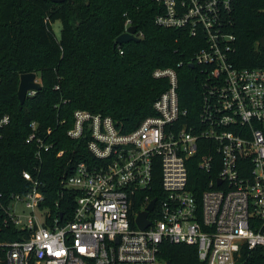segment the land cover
I'll list each match as a JSON object with an SVG mask.
<instances>
[{
	"label": "built area",
	"instance_id": "2783aa9c",
	"mask_svg": "<svg viewBox=\"0 0 264 264\" xmlns=\"http://www.w3.org/2000/svg\"><path fill=\"white\" fill-rule=\"evenodd\" d=\"M155 1L163 7L156 24L203 43L192 62L202 75L200 103L192 113L182 107L177 71L158 68L154 76L169 86L135 130L77 109L68 135L88 139L90 158L61 180L75 193L65 220L45 204L41 152L52 144L32 122L26 142L36 143L39 164L22 172L29 190L0 192V232L18 231L0 240L5 264H169L165 241L196 246L205 264H247L264 247V67L233 62V0ZM10 120L0 116V137ZM195 161L205 177L192 181ZM155 198L142 229L138 215Z\"/></svg>",
	"mask_w": 264,
	"mask_h": 264
},
{
	"label": "trees",
	"instance_id": "16d2710c",
	"mask_svg": "<svg viewBox=\"0 0 264 264\" xmlns=\"http://www.w3.org/2000/svg\"><path fill=\"white\" fill-rule=\"evenodd\" d=\"M162 12L155 0H0V116L11 118L0 137V192L29 190L22 172L39 164L36 143L26 142L31 123L36 122L39 136L52 144L41 152L45 204L54 216L63 212L64 220L69 219L75 193L63 191L61 180L90 158L88 139L68 135L75 123L74 112L101 113L111 116L124 132L135 130L155 114L154 101L169 86L168 79L154 76L158 68L177 71L181 106L194 111L200 103L202 75L197 64H190L203 43L188 30L156 24ZM232 17L234 64L264 67L260 43L264 0H233ZM128 19L138 27L141 40L122 44L121 53L115 40ZM57 21L61 22L60 37L54 30ZM26 72L40 73L43 87L21 104L20 76ZM61 151L63 155L58 156ZM192 166V181L205 177L197 161ZM17 234L12 226L3 228L0 240L17 238ZM161 255L173 264H205L197 247L185 243L165 241ZM0 264H5L3 248ZM247 264H264V247L250 251Z\"/></svg>",
	"mask_w": 264,
	"mask_h": 264
},
{
	"label": "water",
	"instance_id": "95a60500",
	"mask_svg": "<svg viewBox=\"0 0 264 264\" xmlns=\"http://www.w3.org/2000/svg\"><path fill=\"white\" fill-rule=\"evenodd\" d=\"M55 3H61L69 1L71 3L74 2V0H51ZM138 27L136 25H131L128 27L127 31L120 34L115 42L116 44H124L129 43L131 41H140V37L137 35ZM262 48H264V37L260 40ZM191 67L194 66V64H190ZM43 85L38 80V73L37 72H26L22 73L20 76V84L18 89V98L21 104H24L28 93L30 91H40L42 89ZM156 204V198L151 201V203L148 205L147 209L145 211H142L139 213L137 218V223L139 226L144 229L150 225V220L148 219L149 213L154 209ZM169 264H173L171 261H169Z\"/></svg>",
	"mask_w": 264,
	"mask_h": 264
},
{
	"label": "rangeland",
	"instance_id": "374dc122",
	"mask_svg": "<svg viewBox=\"0 0 264 264\" xmlns=\"http://www.w3.org/2000/svg\"><path fill=\"white\" fill-rule=\"evenodd\" d=\"M54 30H55L56 35L60 37L61 35V22L60 21H57L54 23ZM38 80L42 83L40 73H38Z\"/></svg>",
	"mask_w": 264,
	"mask_h": 264
}]
</instances>
